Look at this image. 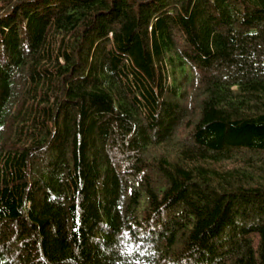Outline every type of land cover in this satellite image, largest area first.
<instances>
[{"label":"trees","instance_id":"1","mask_svg":"<svg viewBox=\"0 0 264 264\" xmlns=\"http://www.w3.org/2000/svg\"><path fill=\"white\" fill-rule=\"evenodd\" d=\"M0 264H264V0H0Z\"/></svg>","mask_w":264,"mask_h":264}]
</instances>
